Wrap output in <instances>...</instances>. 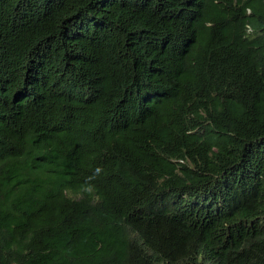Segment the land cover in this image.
<instances>
[{
  "label": "trees",
  "instance_id": "obj_1",
  "mask_svg": "<svg viewBox=\"0 0 264 264\" xmlns=\"http://www.w3.org/2000/svg\"><path fill=\"white\" fill-rule=\"evenodd\" d=\"M0 264H264V0H0Z\"/></svg>",
  "mask_w": 264,
  "mask_h": 264
}]
</instances>
